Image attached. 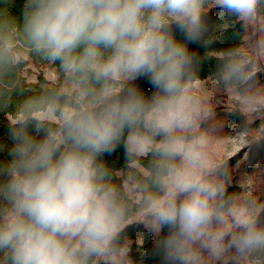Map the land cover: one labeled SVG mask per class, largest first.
Here are the masks:
<instances>
[{
    "label": "clouds",
    "instance_id": "obj_1",
    "mask_svg": "<svg viewBox=\"0 0 264 264\" xmlns=\"http://www.w3.org/2000/svg\"><path fill=\"white\" fill-rule=\"evenodd\" d=\"M11 2L0 0V112L12 116L0 264H134L120 244L133 215L159 264L264 259V203L228 192V162L207 151L200 79L214 59L241 151L264 152V0H24L19 16ZM213 8L247 39L202 57L189 45L212 44ZM26 54L57 73L32 95L19 77ZM118 148L127 190L103 159Z\"/></svg>",
    "mask_w": 264,
    "mask_h": 264
},
{
    "label": "trees",
    "instance_id": "obj_2",
    "mask_svg": "<svg viewBox=\"0 0 264 264\" xmlns=\"http://www.w3.org/2000/svg\"><path fill=\"white\" fill-rule=\"evenodd\" d=\"M23 3L24 0H12V2L9 4L10 12L13 15L19 16ZM209 18L213 25V35L215 36V39L207 49L198 45H189L190 50L198 52L203 57L206 51H218L226 49L228 47L237 45L242 41V39H245L246 36H244L241 25L227 19H222L219 9H211L209 12ZM225 24L228 26L219 27V25ZM25 60L26 63L23 65L19 73V77L26 88L25 95H32L40 92L41 85L45 81L53 83L45 77L42 71L45 67H49L48 65L43 63L39 58H33L31 56H28L27 54L25 55ZM30 65L36 67L41 71L39 72V74H37L36 82L28 81L27 77L23 75L25 70H27ZM214 66V59H205L200 71V79L202 80L209 76H212ZM262 80L264 81V78ZM137 84L146 92H151V87L146 81H137ZM11 118L12 116L10 111L6 113L0 112V142H4L6 145H10L11 143V141L8 140L6 136L7 120H10ZM207 123L214 124L215 127L224 125V128L226 129L229 125H231L232 127L243 131L241 128V118L235 113V108L219 107L214 109L211 112L210 119L207 121ZM6 158L10 159L7 150L5 149L4 151L0 152V159ZM261 158L264 159V152L255 156H251L249 154L246 162V165H248V171H253L254 166ZM103 159L108 164V166L114 170L115 182L126 189V184H128V176L130 175V173L124 149L118 148L116 151L103 157ZM243 165L244 163H241L238 167H236L237 171L239 170L238 172H243ZM227 185L229 193L235 194L238 198L241 196L242 188L239 184V178L233 172V170L229 168L227 174ZM129 198L134 200V198H132L130 195ZM134 217L135 215H133L128 221L127 231L120 241L121 248L123 249L125 247L127 241H131L133 242V244L131 245V258L134 264H159L158 259L152 255L154 245L152 234L146 231L142 226H137L138 221H133ZM138 240L141 241L140 244L137 243Z\"/></svg>",
    "mask_w": 264,
    "mask_h": 264
},
{
    "label": "rangeland",
    "instance_id": "obj_3",
    "mask_svg": "<svg viewBox=\"0 0 264 264\" xmlns=\"http://www.w3.org/2000/svg\"><path fill=\"white\" fill-rule=\"evenodd\" d=\"M247 39V37H245ZM45 77L51 81L55 82L57 80V75L55 70L50 67H45L43 70ZM41 72L36 67L30 65L27 70L23 73L27 77L28 81L37 80V74ZM264 76V75H263ZM261 76V80L264 78ZM201 92L205 98V103L211 112L219 107L222 108H235V101L232 95L227 89L215 83L213 76H209L202 79ZM262 82H264L262 80ZM255 127V126H254ZM203 128L206 130L209 142L207 144V151L216 160L227 161L229 164V169L239 178V184L242 188V194L240 199H253L261 203H264V159L261 158L254 166L253 171H248V165H246L249 153L247 151L242 152L241 149L244 148L246 143V136L243 131L232 127L224 128V125L220 127H215L214 124L205 123ZM241 163L243 165V172H238L236 167ZM128 189V184H126V190ZM129 195L135 199V194L129 192ZM133 221H137L136 217ZM138 244L141 243L140 240L137 241ZM133 242L127 241L123 251L125 254H129L131 258ZM132 259V258H131ZM255 264H264V259L258 260Z\"/></svg>",
    "mask_w": 264,
    "mask_h": 264
}]
</instances>
